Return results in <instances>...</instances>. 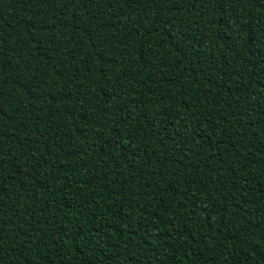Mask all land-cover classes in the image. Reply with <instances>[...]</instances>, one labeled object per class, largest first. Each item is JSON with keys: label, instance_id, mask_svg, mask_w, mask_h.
<instances>
[{"label": "trees", "instance_id": "1", "mask_svg": "<svg viewBox=\"0 0 264 264\" xmlns=\"http://www.w3.org/2000/svg\"><path fill=\"white\" fill-rule=\"evenodd\" d=\"M0 264H264V0H0Z\"/></svg>", "mask_w": 264, "mask_h": 264}]
</instances>
